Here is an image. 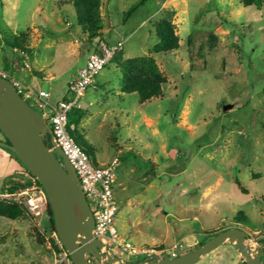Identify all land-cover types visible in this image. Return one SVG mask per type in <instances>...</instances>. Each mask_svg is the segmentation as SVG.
Returning <instances> with one entry per match:
<instances>
[{
	"label": "rangeland",
	"instance_id": "obj_1",
	"mask_svg": "<svg viewBox=\"0 0 264 264\" xmlns=\"http://www.w3.org/2000/svg\"><path fill=\"white\" fill-rule=\"evenodd\" d=\"M73 1L0 0V72L56 102L70 98L68 81L98 42L122 43L69 114H82L72 136L94 165L119 157L118 237L178 256L228 228L264 240V0H100L103 36L91 42ZM163 20L178 47L154 52ZM134 57L156 63L160 97L142 103L122 91L121 64ZM11 161L0 190L27 184ZM20 208L14 219L0 215V264H54L46 214ZM231 246L195 264H236Z\"/></svg>",
	"mask_w": 264,
	"mask_h": 264
},
{
	"label": "water",
	"instance_id": "obj_2",
	"mask_svg": "<svg viewBox=\"0 0 264 264\" xmlns=\"http://www.w3.org/2000/svg\"><path fill=\"white\" fill-rule=\"evenodd\" d=\"M232 105H224L223 110ZM0 132L3 147L40 183L52 214L54 231L72 264H195L224 244H231L245 264H264V243H247L248 234L228 229L191 251L171 258L152 254L138 261H124L107 253L93 237L94 216L77 175L52 136L49 124L19 95L9 79L0 75ZM49 136L47 142L45 137Z\"/></svg>",
	"mask_w": 264,
	"mask_h": 264
},
{
	"label": "built area",
	"instance_id": "obj_3",
	"mask_svg": "<svg viewBox=\"0 0 264 264\" xmlns=\"http://www.w3.org/2000/svg\"><path fill=\"white\" fill-rule=\"evenodd\" d=\"M122 43L106 44L98 42L87 58L85 65L70 78L67 84V92L70 98H62L52 102L50 93L43 90L32 92L19 81L9 78L17 93L27 101L31 100L41 111L40 116L47 122L52 132L55 144L61 148L72 165L81 190L86 198L90 210L94 216L93 237L97 238L107 253L117 250L127 258L143 259L149 255L167 254L174 258L178 251L158 250L148 246H135L132 242L119 238L114 228L118 212V203L114 196V187L117 180L116 169L119 165V157H113L110 162L102 166L94 165L87 152L75 142L72 131L75 127L69 122V114L73 108H79V99L90 88H95L97 74L110 62L113 56L121 49ZM27 67V65H25ZM0 75L8 78L0 72ZM47 122V123H48ZM27 180L24 188L14 191L0 190V201H7L19 207L23 206L34 217H41L47 208L46 194L37 179L26 169L22 172ZM250 241V240H249ZM46 248L54 258V264H72L68 252L64 249L59 237L51 232L46 238Z\"/></svg>",
	"mask_w": 264,
	"mask_h": 264
},
{
	"label": "trees",
	"instance_id": "obj_4",
	"mask_svg": "<svg viewBox=\"0 0 264 264\" xmlns=\"http://www.w3.org/2000/svg\"><path fill=\"white\" fill-rule=\"evenodd\" d=\"M245 4L247 6L256 4L259 7L260 0H245ZM72 5L75 10V17L88 34V41L91 42L96 37L101 38L103 36L102 22L98 11L100 0H74ZM156 37L158 43L153 47L154 52H168L178 47V37L174 34L172 25L166 20L158 24ZM21 45L22 40L20 38H14L11 46L19 49ZM121 66L124 70L122 82L123 92L127 94L136 93L142 103L160 97L161 86L165 83V79L152 58L134 57L126 59ZM81 117L82 114L79 113L71 115L69 116V122L77 126L80 123ZM37 183L41 186L39 181ZM24 187L25 185L17 184L9 188L8 191H14ZM46 211L48 214V229L50 232H55L52 214L48 205ZM22 212L19 206L0 201V215L14 219L21 215Z\"/></svg>",
	"mask_w": 264,
	"mask_h": 264
},
{
	"label": "crops",
	"instance_id": "obj_5",
	"mask_svg": "<svg viewBox=\"0 0 264 264\" xmlns=\"http://www.w3.org/2000/svg\"><path fill=\"white\" fill-rule=\"evenodd\" d=\"M80 69V68H79ZM78 69V70H79ZM77 70V71H78ZM0 154H3L1 157H0V185L3 183V180H4V178H5V174H6V172H7V169H9L8 168V162H10L11 160H9L10 159V157L9 156H12V155H10V154H6V153H0ZM15 157V156H14ZM7 159L9 160V161H7ZM6 160V161H5ZM12 161H14L13 163V165L12 166H10V171H16L17 173H22L25 169L22 167V165L20 164V163H15V160H13L12 159ZM11 161V162H12ZM116 185L117 184H115V187H114V196H115V199H116V191H115V189H116ZM45 214H46V218H47V221H48V214H47V211H45ZM255 231H257V230H255ZM129 241V240H128Z\"/></svg>",
	"mask_w": 264,
	"mask_h": 264
},
{
	"label": "flooded vegetation",
	"instance_id": "obj_6",
	"mask_svg": "<svg viewBox=\"0 0 264 264\" xmlns=\"http://www.w3.org/2000/svg\"><path fill=\"white\" fill-rule=\"evenodd\" d=\"M4 142H7V140L4 139ZM228 229H232V228H228ZM228 229H225V230H228ZM225 230H221V231L217 232L216 234H214L213 236H215V235H217L218 233H220V232H222V231H225ZM244 232H246V231H244ZM246 233H247V232H246ZM247 234H248V240H250V239H249V238H250V234H249V233H247ZM213 236H212V237H213ZM258 242H263V243H264V240L258 239ZM258 242H256V243H258ZM203 243H204V242L200 243L197 247L201 246ZM197 247H196V248H197ZM231 247H232L233 251L236 253V255L238 256V261H237L236 264H245L244 261L242 260V258L239 256V254H238V252L236 251V249H235L233 246H231ZM189 251H191V250H188V251H186L185 253H187V252H189ZM185 253H182V254H185ZM138 260H139V259H137V260H135V261H138ZM93 261H95V260H92L90 264H93ZM262 261H264V258H262ZM97 264H100V263H97Z\"/></svg>",
	"mask_w": 264,
	"mask_h": 264
}]
</instances>
